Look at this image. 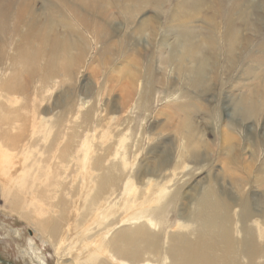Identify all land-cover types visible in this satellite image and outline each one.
<instances>
[{"label":"bare ground","instance_id":"bare-ground-1","mask_svg":"<svg viewBox=\"0 0 264 264\" xmlns=\"http://www.w3.org/2000/svg\"><path fill=\"white\" fill-rule=\"evenodd\" d=\"M166 2L165 0H0V195L6 199L12 212L33 223L37 232L54 248L57 255L63 254V257L67 258V254H74L76 258H80V255L84 254V257L79 259L77 264H97L100 261L109 264L108 260L113 264H129L125 259L134 261L147 253L154 252L158 263L162 252L161 244L158 246L148 229L149 225L154 224V221L150 215H147L149 208H146V205L160 200L164 195V190L157 189L160 191L158 193L157 190L151 191V197L142 199L143 193L132 185L131 180L134 179H131L132 177L130 179L125 178L119 193L120 196H118L120 197L119 200L122 199V201L119 204H114L113 198H116V192L120 191L118 189H120L119 185L122 178L118 182L116 191L110 192L108 186H111L110 182L114 183L117 180L118 175L115 176L114 169L116 170L120 164L113 161V164L107 165L108 167L103 173L100 171L103 168L102 160H106L109 156H105L106 158L103 156L102 160L99 159L98 162L90 164L94 146L91 138L92 132L86 134L82 142L78 140L79 143L76 146V139L81 135L77 120L80 117L82 119L86 116L89 117V112L84 111V114L78 112V115L76 113L78 110L76 111L74 104L73 107H70L69 112L75 115L74 123L72 122L74 125H68L70 134L68 133L67 138L62 141L66 131L64 113H67V110L61 109L62 112L60 110L61 113L58 114L57 112V115L51 119L47 117L40 119L37 107L34 106L35 108L32 109L31 90H34V93V84L39 82L41 87L36 90L41 92V89L47 88L53 80L63 78L62 76L69 71L68 68L74 63V60L68 57L66 52L75 48V41L69 36V39H66L64 34L66 35L65 32L68 34L70 31L69 35L72 33L81 38L83 30L80 32L77 29L78 24L77 27L74 26L75 23H79L84 29L90 30L96 35L98 44H100L98 61L103 62L108 67L113 65L112 60L116 56H120V58L122 56L121 62L113 70L115 74L110 75L107 81L113 80V82L117 81L116 83H124V88L120 91L124 89L126 93L122 94L120 101L122 106L128 105L132 95L136 92L135 83L141 76L146 77L147 83L150 81V86L155 85L156 80L159 79L158 77V79L149 80L153 67L152 60L143 64V74H140V69L138 71L139 64L135 63L133 54L145 52L141 46L144 45L142 41H145L146 35L149 34L153 39L157 37L162 28V15L165 14L167 18L165 26L169 29L163 34L161 53L167 51L168 56L163 59L162 64L175 65L179 72L184 71L185 85L190 86L199 99L203 98L205 94L211 92L212 88L211 76L208 73L211 58L205 54L209 44L217 45L220 41L223 42L222 47L225 49L227 59L230 55L233 57L232 54L237 53V51L246 52L250 41L244 38L243 34L246 29L244 30L242 23L257 15L256 11L262 9L261 5L258 4L257 0H177L164 13L161 7ZM113 5L123 12L127 28L120 41L116 39L118 38L116 34L122 28V23L118 21ZM149 7L152 9L148 10ZM256 17L258 20L260 16L257 15ZM200 21L206 25V28L201 29L200 25L197 24ZM244 26L246 27V25ZM204 30L209 31V34L207 35L208 32L206 33ZM169 37L174 38L175 42L167 43ZM243 41L247 43L246 48L243 47ZM143 48L148 49L145 46ZM259 48L263 50L264 44ZM128 51L133 52L131 56L126 55ZM217 53L218 50L216 55ZM218 61L217 56L214 59L217 67H219ZM249 80L252 79L249 77ZM173 82L174 80H172V84L175 85ZM59 83L61 84V82ZM147 86L148 84H145L139 93L140 102L145 100L146 91L151 92ZM248 88L250 89L247 93H242L243 95L233 103L235 106L233 112L238 111L240 116L242 115V119L251 118L255 113H264V79H261L255 86L251 84ZM188 104L191 107V112L199 109V102ZM176 109L174 110L178 112ZM81 110L83 111V109ZM169 112L170 110L167 113ZM239 113L234 112L233 116ZM177 121L179 120H176L178 130L187 131L185 148H190L192 151L198 149L200 152L199 147H201L202 141L200 138L198 139V132L196 133L194 126H191L192 123L190 125L186 121ZM233 124L231 123L232 126ZM231 125L229 123L223 125L224 163H226V170H224L226 175L230 177L232 185L238 187L242 184L238 179L237 172L233 170L230 164L233 159V143L235 141ZM81 131L86 133L85 126ZM124 140L125 138L119 140V144H125ZM43 148H45L44 152L42 151ZM250 148L251 145L248 144L245 150H250ZM182 150L184 153V149ZM78 152H82V154H79L81 164L77 163L81 167V171L78 189L76 190L73 185L68 186L67 184L68 187L60 185L59 176L56 178L55 174L60 172L61 160L64 159L65 162V158L68 156L75 159ZM185 152L187 151L185 150ZM188 152L190 153V151ZM119 153L117 150L113 158L116 159ZM20 155L22 158L18 160ZM179 157L182 159L180 155ZM53 159L55 160L54 165L50 163V160ZM122 163L123 166H126V163L127 166L129 165L128 160H125L124 157ZM245 167L248 173L255 172L256 184L264 187V164L257 168L250 164H246ZM64 168L61 167L62 170ZM149 168L152 167L149 166ZM75 169H78V166ZM140 173L142 174V172ZM64 175L65 173L62 176ZM54 176L55 181L53 180ZM76 178L74 179L75 182ZM108 183L110 184L108 185ZM147 186L149 185L147 184ZM162 187L161 189H163ZM207 191L196 203L198 205L194 217L196 227L193 229L195 238H190L186 233L176 232L171 237L170 243L172 244L169 245L168 242L167 245L170 246L168 256L172 259L170 264H242L241 260H246L244 262H247L246 264H264V241L258 242L256 230L248 223L251 217L249 212L251 204L249 203V205L247 202L246 209L242 207L246 212H240L238 224L234 225V218L230 213L232 203L228 202V197L225 196L226 199L219 197L218 192H215L214 189H207ZM230 200L232 199L230 198ZM240 200L242 202V198ZM252 208L254 211L253 206ZM121 212H123L122 215L117 218L118 222L115 223L117 228H120H116L111 239L106 240L105 236L101 234L106 219H109L110 215ZM144 218L146 221H143ZM115 225H110L108 232H112L113 228L116 227ZM93 229L98 232L101 229L99 236L95 237L94 234L93 239L87 238ZM235 233L242 234V239L237 240ZM260 237L264 239V228L261 230ZM168 256L166 255V258ZM162 257V264H166L168 259H165V251H163ZM259 259L263 261L259 263ZM136 264L153 263L145 260Z\"/></svg>","mask_w":264,"mask_h":264},{"label":"rangeland","instance_id":"rangeland-1","mask_svg":"<svg viewBox=\"0 0 264 264\" xmlns=\"http://www.w3.org/2000/svg\"><path fill=\"white\" fill-rule=\"evenodd\" d=\"M165 1L167 2L161 7L164 13L169 9V7L173 6L177 2V0ZM257 1L262 8L256 11V13H258L257 15L260 16L258 17V20L256 17L257 15H255L251 17L250 20L248 18V21L245 20L242 23L244 30L246 29L243 34L245 36L244 38L249 39L250 41L249 47H247V43L243 41L245 43H243V47L245 46L244 48H248L246 49V52L244 51L241 53L240 51H237V53L235 52L232 54V56L234 55V58L230 55L227 59L225 49L222 47L223 42L220 41L217 45L209 44L210 46H208L205 54L211 58L208 73L209 76H211L212 86L211 84L210 86L212 88L211 92L205 94L201 99L195 95L190 86L185 85L184 71L179 72L175 68V65H168V67L167 65L162 64L163 59L168 56L167 51H164L165 55L164 52L161 53V48L163 47L161 46L163 45V34H165L169 29L165 26L167 19L165 14L162 15L161 18L162 28L158 34L159 36L157 35V37H154L153 39L149 34L146 35L144 39L145 41H142V44L144 45L141 46L145 52H136L133 54L135 63L139 64L138 71L140 69V74H143V64H146L149 60L153 61V67L149 80L158 79L159 77V79L156 80L158 83L156 82L155 85L152 84V86L154 85L152 87L149 85L150 81L147 83L145 79L146 77L144 75L141 76V78H139L135 83L136 92L132 95V100L130 99V103L128 104L129 106H122L120 101L121 96H123L122 94L126 93L124 89L120 91V89L124 88V83H116L117 81L113 82V80L111 82L107 81V78L110 75L115 74L113 70L116 65L121 62L122 56L121 58L120 56H116L115 59L112 60L113 65L108 67H106L103 62L98 61V49L100 44H98L96 35L90 30L84 29L81 25H79V23H75L74 26H78L77 29L80 30V32L83 30L84 32L82 31V33L84 36L82 33L81 38L79 35L72 33L69 35V30L68 34L67 32H65L66 35L64 34L66 39H69L70 37L75 41V48L66 52V55L74 60V65L72 64L70 68H68L69 71L62 76L63 78L53 80L50 84L51 86L48 85L47 88H44L43 90L41 89V92L36 90L41 87L39 82L34 84L35 92L33 93L34 90H31L33 103L32 109L35 108L34 106L37 107L36 109L40 119L44 117L51 119V117L57 115V112L60 114L62 110H67V113H64L67 121L65 120L66 131L62 141L67 138L68 133L70 132V129L67 127L74 125L75 115L69 112L70 107H73L74 104L76 111L78 110L76 112L78 115V112H83L82 114H84V111L89 112V117L86 116L84 119L80 117L82 121L80 118L77 120V124L80 126L79 132H81L78 133L81 135H79L76 139V146L79 143L78 140H81L82 142L83 139H85V135L92 132L93 135L91 138L94 146L91 161L93 163L91 162L90 164L98 162L99 159L102 160L103 156H109L108 158L105 157L106 160H102L103 168L100 169L102 173L105 168L108 167V164H113V161L120 164L116 170L114 169L115 173L113 172L115 176L118 175L117 180H115L114 183H108V185L110 184L111 186L107 185L110 192H113V190L116 191L119 180L121 178L123 179H121L119 185L120 189L118 190L120 191H117L116 198H113V201L115 200L114 204L121 203L122 199L119 200L120 197L118 196H120L119 193L121 192L123 183L127 178L130 179L132 177L131 179L135 180H131L132 185L143 193L144 196L142 195V199H148L151 197L152 192H155L157 189L164 190V195L160 200L146 205V208H149V213L147 215H150L154 221V224L149 225L148 229L154 236L158 246L161 244L162 252L160 254L159 261L157 263L156 253L154 252L151 254L147 253L134 261L125 259L129 264H136L145 260L150 261L153 264H162L163 251H165V259H168L167 262L165 260L166 264H170L172 259L168 256V251L170 250L169 245L172 244L170 243L171 237L176 232H181L188 234L192 239L195 238L193 229L196 227L194 221V217L197 212L195 209L198 208L196 203H198V200H200L204 193L208 192L207 189H214L215 192H218L217 195L224 199H226L225 196L228 197V202H230V204L232 203V205H230V213L234 218V225L238 224L240 212H246L243 208L247 207V202L248 204L250 203L251 207L249 204L248 208L250 207L249 212L251 214H249L251 217L248 223L256 230L258 234L257 240L259 238L258 242L262 243L264 241V239L260 237L261 230L264 228V187H260L259 184H256L254 180L255 172L248 173L245 167L246 164H250L252 167L257 168L261 164H264V113H255L251 118L246 119L243 117L244 119H242V115L240 116L238 111H234L239 114L233 116V110L235 109V106H233L234 101L243 94L247 93L250 89L248 87L251 86V84L252 86H255L261 79H264V49L262 50L259 48L264 44V0ZM113 7L115 8L118 21L122 23V28H120L119 32L116 34L118 35L116 36L118 37L116 39L120 41L127 28L124 22L123 12L118 7L114 5ZM151 9L152 7H149L148 10ZM197 24L200 25L201 29L206 28V25H204L201 21L197 22ZM244 25H246V27ZM63 29L65 30V27ZM128 30L130 29L128 28ZM204 31L206 32V30ZM207 32L206 33L208 35L209 31ZM133 42L135 43V41ZM168 42L174 43L175 40L174 38L169 37L167 43ZM134 43H132V45H134ZM144 46L148 49L145 50L143 48ZM217 50L218 53L216 55ZM117 53H119V51H117ZM132 53L133 52L128 51L126 55L131 56ZM217 56L219 60V67H217V64L215 65L214 63V59ZM229 58H231L233 62H230L231 60H229ZM225 68L227 69L226 71ZM259 75L260 77H257ZM249 77L252 80H249ZM172 80H174L173 83H175V85L172 84ZM58 81L61 82V84ZM145 84H148L147 87L150 88L151 92L148 91V94L146 91L145 100L140 102L139 93L142 91ZM194 102L200 103L198 104L199 109L191 112V107L188 103ZM166 108L170 110L169 113H167L168 110L166 111ZM176 108L180 113L174 110ZM81 109H83V111ZM183 109L187 111L184 112L185 110ZM171 110L174 113H172ZM33 111L35 112V110ZM170 114H174L176 116L172 115V117ZM31 115L33 116V114ZM177 119L179 121H186L190 125L192 123L191 126H194L196 133L198 132V139L200 138L202 141L201 147H199L200 152H198V149L192 151L190 148H185L184 145H186L185 139H187V131L181 132L180 129L178 130V124L176 125ZM230 122L232 124L234 123L233 126ZM225 123H229L231 125L235 136V141L233 143V159L230 164L232 165L233 170L237 172L238 179L242 184L238 187L232 185L230 177L226 175L225 171L226 163H224L225 153L223 149V125ZM84 126L86 133L81 131L84 129ZM174 126L177 127L175 128ZM199 133L201 137L198 136ZM122 138H125V144L123 143L121 145L119 143ZM248 144L251 145V148L250 150H245V147L248 146ZM115 149L120 152L116 159L113 158L114 153H116ZM182 149H184V153H182ZM185 150L187 152H185ZM42 151L44 152L45 148H43ZM188 151H190V153ZM79 154L81 155L82 152H78L75 159L80 160ZM122 155L125 160H128V166L127 163L126 166H123ZM179 155L183 159L182 162V159H179ZM20 156L18 157V160L22 158V155ZM71 158V156H68L65 158V162L64 159L61 160L59 165L60 172L57 173V175L55 174V176L56 178L57 176L60 177H58V181L61 183L60 185H73V188H76L77 190L78 183L80 181L79 173L81 171V167L79 165L81 164V160L78 162V160L72 158L73 160L71 162ZM54 162V159L50 160L52 165H54ZM161 164H163V167ZM65 165L66 168H64ZM72 165H77L78 169H75L77 166L73 167ZM148 165L152 167V170ZM61 167L64 168V170H62ZM140 172H142V174ZM170 172L173 173L171 174ZM63 173H65L64 176H62ZM94 173L97 174L96 171H94ZM144 173H146V176ZM139 174L145 177L140 178L141 176L139 177ZM55 176L53 178L54 181L56 180ZM75 178L76 182L74 180ZM211 180L213 185H211ZM70 183L71 185H69ZM147 184L149 186H147ZM161 187L163 189H161ZM159 190L156 192L158 193ZM221 192L222 194H220ZM223 194L225 195L222 196ZM230 198L232 200L229 201ZM241 198L242 202H240ZM252 206L254 207V211ZM122 213L123 212L113 214L114 216L110 215V218L106 219L102 231L101 229L99 230V232L101 231V234L105 236L106 240L111 239L113 232L116 231L117 225H115V223L118 222L117 218H120ZM259 214L261 216L260 218ZM143 221H146V219L144 218ZM110 225L116 226L113 228L112 232H108V227ZM99 232L93 229L90 231L91 235H87V238L93 239L94 234L96 235L95 237L99 236ZM235 237L237 240H240L242 239V234L235 233ZM157 240L161 241L158 242ZM168 242L169 245H167ZM73 255L74 254H67V258L63 257V254L57 255L54 248L44 239V237L41 236V234H39V232H37L33 223L28 222L26 218H23V216L12 212L7 205L6 199L0 195V264H77L79 262L78 260L84 257V254L80 255V258H76L75 255ZM166 255L168 256L167 258ZM241 261L242 264L247 263H244L246 260ZM262 261V259L258 260L259 263ZM108 262L109 264H113L110 260H108ZM104 263L100 261L97 264Z\"/></svg>","mask_w":264,"mask_h":264}]
</instances>
